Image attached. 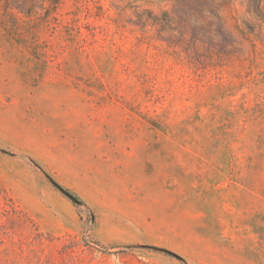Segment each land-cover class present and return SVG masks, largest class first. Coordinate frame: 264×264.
<instances>
[{"label":"rangeland","instance_id":"obj_1","mask_svg":"<svg viewBox=\"0 0 264 264\" xmlns=\"http://www.w3.org/2000/svg\"><path fill=\"white\" fill-rule=\"evenodd\" d=\"M0 264H264V0H0Z\"/></svg>","mask_w":264,"mask_h":264}]
</instances>
